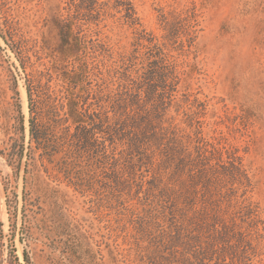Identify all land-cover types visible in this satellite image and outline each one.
I'll return each instance as SVG.
<instances>
[{
  "label": "rangeland",
  "instance_id": "1",
  "mask_svg": "<svg viewBox=\"0 0 264 264\" xmlns=\"http://www.w3.org/2000/svg\"><path fill=\"white\" fill-rule=\"evenodd\" d=\"M125 2L132 17L116 0H0V30L18 42L23 62L0 37V264H26L24 253L31 264H197L199 256L210 264L264 263V0ZM191 7L196 37L184 50L167 44L172 56L161 61L185 60L188 77L164 103L163 125L174 128L155 142L163 91L148 86L158 51L148 38L183 34L178 21ZM65 22L82 42L66 58ZM72 61L90 70L79 84L61 78ZM28 79L39 110L48 85L63 102L86 88L103 90L118 104L124 128L141 135L138 148L130 132L120 134L115 144L105 142L114 165L92 173L86 153L80 162L69 157V178L57 171V158L48 171L38 159L26 170V157L10 165V147L28 146ZM192 101L191 119L185 113ZM190 122L212 146L194 138ZM188 135L191 152L196 145L207 150L193 171L178 160ZM98 154L104 160L103 150ZM78 175L99 194L74 189ZM113 178L122 191L112 189ZM203 242L213 244L204 249Z\"/></svg>",
  "mask_w": 264,
  "mask_h": 264
},
{
  "label": "trees",
  "instance_id": "2",
  "mask_svg": "<svg viewBox=\"0 0 264 264\" xmlns=\"http://www.w3.org/2000/svg\"><path fill=\"white\" fill-rule=\"evenodd\" d=\"M89 2H91L88 4L89 7H93L95 5L94 3H96L92 1ZM116 2L117 5H123L125 8H127V14L132 17V13L129 12L132 10L130 6H128L129 3L125 2V0H116ZM197 17L198 13L196 12L195 7H191L185 12L184 16L180 17L178 21L180 23L179 27L183 30V34H181L182 32L180 35L176 32L172 35L169 33L164 35L163 39H159L154 34H151L148 38L149 43L158 50L157 54L155 53L156 59L151 61L153 65L150 69H148V86L154 88L155 90L160 87V89L163 91L162 95L158 96L161 98L158 100L161 106L159 105L157 108L154 106L156 115L161 116V119L159 118L160 126L156 133L152 136V139L155 142H158V139L161 140L164 137V133L169 132L173 127L172 124L168 125L167 127L166 125H163L165 122L162 115L164 116L167 110L164 104L166 99L171 102L173 100V92H176L177 85L182 79L181 76H183V79L188 77V72L184 69V67L187 66V62L185 60L182 59V61L178 63L176 57H174L175 61L172 63L168 62L165 65H163L161 61L163 60L164 56H169L170 52H172V50L168 48L167 44H170L171 47L173 44H176L180 47V50H184V47L186 45L188 46L186 43H190V41L192 42L194 40L198 26ZM71 25L72 24L70 22H65L64 28L60 32V53H62L64 58L73 56L74 53L81 48L82 44L80 38L74 37ZM0 37L4 39L6 44L11 47L19 61L20 66L22 67L23 62L19 56V48L16 47L18 42L12 38L7 39L1 30ZM183 37H185V40ZM174 47L175 46L172 48L173 50H175ZM71 67L72 70H66V72H62L61 78L63 80H68L71 84H79L83 77L89 76L90 70L87 64H79L76 66L75 62L72 61ZM55 69L58 70L57 68ZM16 73H20V70L17 66ZM32 87L33 85L28 79L26 84V95L29 110L28 146L26 147L25 152L23 144L17 145L14 143L12 147H10L8 152H6V156L10 165L14 166L16 165L15 163L21 164L23 157H26L24 161L26 170H28V167L31 163L35 165L37 163V159L41 162V166L47 170L49 169V165H51L53 160L57 158V163L60 162V167H58L57 171L61 172L62 175H64L63 177L69 178L71 177L69 176L70 165L67 161V158L69 157L72 158V160L80 162L84 157V153H86V160L89 162L87 168L89 171L91 170L92 173L96 168L101 167L100 165H114L116 160H112V158L106 155L105 142L108 141L110 145L115 144L120 134L130 132V135H127V140L132 146L138 148V138H140L139 136L141 135L132 137V135H134L131 133L132 131L130 129L128 130L124 128L125 123L123 124V121L120 120V114L117 112L118 104L108 99L109 96L103 90L98 89L93 91L91 88H86L82 90V97L71 94L69 96H65L66 100L63 102L61 101V98H58V95L54 89H51V86L48 85L46 100H44L46 105L45 109L39 110L38 102H35L33 99ZM92 98L96 99V102L91 101ZM188 101L189 100L186 99L184 102ZM194 102H196V100H194ZM188 104H190L188 107L190 114L186 112L185 115L192 119L196 117L197 112L190 110L193 101ZM162 109H164L163 113L161 112ZM66 123H68L67 132L58 135L56 130L60 129L61 126ZM191 123L192 122L186 124L190 129L192 128ZM125 126H127V124H125ZM191 132L194 133V138H196V140L200 141V139H203V137H201V130L198 128H192ZM188 138L189 140L186 142L188 148L184 149L188 151H186L184 155L178 157V160L181 161V164L184 165L186 170L193 171L196 167H198L199 163H203V161L206 159L204 153L207 150H204L205 148L203 149L202 147H198L196 145L192 147L194 152H191L190 147L193 140L189 137V135ZM203 142L206 143L204 144L206 146H212L207 141ZM156 144L158 143H155V145ZM101 150H103V156H101V158H104V160L97 158L100 157V154L98 153ZM36 156L39 158H36ZM86 171L88 170L81 168L78 174H86ZM79 175L77 177L75 176V182H70V184L74 186V189H81L82 191L89 189L94 194L98 195L100 190L96 188L95 185L82 184V181L80 180L81 176ZM113 179L114 180L112 181L114 184L112 189L115 191H122L124 189V184H122L120 180L115 178ZM77 185L79 187H76ZM112 194L114 195V193ZM210 225L211 227L215 228L217 227V222H213V224H209V226ZM192 241L199 243V245L202 242L200 236L198 235L193 236ZM203 243L204 244L202 247L204 249H210L213 244L212 242ZM23 257L26 264H31L26 253H24ZM197 259L200 261L196 262L197 264H210L206 261H211V258L208 256L203 258L199 256ZM240 259L241 258H238L237 260L240 261ZM187 261L190 260L187 259ZM241 263L243 262H238V264ZM185 264H191V262H186Z\"/></svg>",
  "mask_w": 264,
  "mask_h": 264
}]
</instances>
